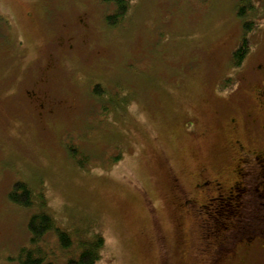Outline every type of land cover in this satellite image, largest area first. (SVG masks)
I'll return each mask as SVG.
<instances>
[{
    "label": "rangeland",
    "instance_id": "rangeland-1",
    "mask_svg": "<svg viewBox=\"0 0 264 264\" xmlns=\"http://www.w3.org/2000/svg\"><path fill=\"white\" fill-rule=\"evenodd\" d=\"M236 7L132 0L110 27L100 0H0V264L37 211L10 202L17 182L101 233L98 264H264V21L235 67Z\"/></svg>",
    "mask_w": 264,
    "mask_h": 264
},
{
    "label": "trees",
    "instance_id": "trees-1",
    "mask_svg": "<svg viewBox=\"0 0 264 264\" xmlns=\"http://www.w3.org/2000/svg\"><path fill=\"white\" fill-rule=\"evenodd\" d=\"M100 2L112 5V12L106 16V23L110 27L121 25L129 16L132 9V0H100ZM237 16L242 20L243 39L233 53V65L240 67L246 60L249 52V35L257 30L260 23L264 21V0H237ZM95 96L102 97L100 87L93 89ZM253 160L254 155L250 156ZM78 164L84 167V161ZM247 165V164H246ZM247 167V166H246ZM9 200L12 204L24 210L37 209L27 223L30 235L29 244L19 250L18 264H54V253L51 254L46 247H49L51 240L56 241L58 247L68 254L64 264H98L103 256L106 246L105 238L94 232L92 236L81 230L73 231L64 228L58 223L48 211L47 203L42 193L35 194L30 187L17 182L9 193ZM52 258V259H51ZM12 263L15 259L10 258Z\"/></svg>",
    "mask_w": 264,
    "mask_h": 264
},
{
    "label": "flooded vegetation",
    "instance_id": "flooded-vegetation-1",
    "mask_svg": "<svg viewBox=\"0 0 264 264\" xmlns=\"http://www.w3.org/2000/svg\"><path fill=\"white\" fill-rule=\"evenodd\" d=\"M242 156H243L242 160H248V157H250L252 155L251 154H245V155L242 154ZM245 157H246V159H245ZM240 167L242 168L243 165L241 164ZM241 176H243V175H241ZM206 187H208V185ZM215 187H216V191L217 192H220V188L219 187H221V184L217 183V184H215ZM233 190H235V189H233ZM255 194H256V196L258 197L259 200L264 199V194L263 193H260L259 190L256 189ZM184 203H185V208H187L189 206V204H190L189 200H187V199H185V202ZM216 203H218V202H216ZM191 206H195V205L191 204ZM211 206H212V204H211ZM219 206H221V205H219ZM225 206H230L231 207V205H228V204H225ZM197 212H199V216H202V212H200L199 210H197ZM218 260H219V258H217V257L214 258L212 264H217Z\"/></svg>",
    "mask_w": 264,
    "mask_h": 264
}]
</instances>
